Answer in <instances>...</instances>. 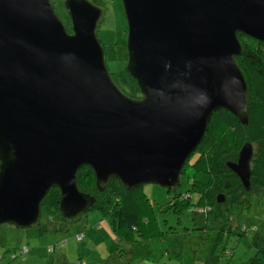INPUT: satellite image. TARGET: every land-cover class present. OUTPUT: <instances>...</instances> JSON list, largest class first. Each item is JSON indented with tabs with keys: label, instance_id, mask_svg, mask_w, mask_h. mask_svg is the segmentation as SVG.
<instances>
[{
	"label": "water",
	"instance_id": "obj_1",
	"mask_svg": "<svg viewBox=\"0 0 264 264\" xmlns=\"http://www.w3.org/2000/svg\"><path fill=\"white\" fill-rule=\"evenodd\" d=\"M120 2L139 97L107 69L98 4L63 0L67 30L49 0H0V225L35 226L52 188L61 216L83 214L94 201L77 187L83 166L98 190L111 178L173 190L214 111L246 122L238 33L264 43V0ZM251 155L245 142L226 162L245 189Z\"/></svg>",
	"mask_w": 264,
	"mask_h": 264
},
{
	"label": "rangeland",
	"instance_id": "obj_2",
	"mask_svg": "<svg viewBox=\"0 0 264 264\" xmlns=\"http://www.w3.org/2000/svg\"><path fill=\"white\" fill-rule=\"evenodd\" d=\"M49 1L69 30L63 0ZM91 1L102 9L95 33L103 48L107 69L112 79L117 80L116 74L124 70L126 62V23L121 2ZM180 182L175 188L176 193L155 184L140 186L156 221L147 234L137 235L133 232L128 241L120 235L115 237L105 219L94 209H87L83 214L70 219L62 218L56 212L50 213L48 217V192L40 207V225L28 228L0 225V264H74L78 258L85 264H202L211 250L213 257L210 259L219 263L238 264L247 259L252 254V247L247 245L244 238L233 233L237 221L243 222L241 217L235 216L237 208L231 209L233 226L230 223L231 228L227 230L229 225L219 222V209L200 213L202 207H209V204L203 201L197 205L194 201L195 193L191 195L193 205L182 209L180 203L184 195L188 196L184 193L188 186L183 175ZM178 193L179 201L173 202ZM198 206L201 207L199 213ZM254 207L253 204L251 208ZM254 212H250L252 219L258 215ZM58 224V230H50L52 227L57 228ZM53 241L64 244L47 252L46 245ZM22 245L27 247V252L21 253Z\"/></svg>",
	"mask_w": 264,
	"mask_h": 264
},
{
	"label": "trees",
	"instance_id": "obj_3",
	"mask_svg": "<svg viewBox=\"0 0 264 264\" xmlns=\"http://www.w3.org/2000/svg\"><path fill=\"white\" fill-rule=\"evenodd\" d=\"M238 39L242 52L235 57V61L247 86V120L242 123L222 109L212 113L202 140L182 167L181 177L183 175L188 186L184 193L188 196H183L180 206L185 209L184 206L193 205L191 195L195 193L194 201L197 205L203 201L209 204V207H202L203 211L200 210V213L219 209V222L229 225L227 230L233 224L231 209L237 208L235 216L241 217L243 222L237 221L233 233L244 238L247 245L252 247V254L238 264H264V43L241 33H238ZM116 75L117 80L114 82L123 93L130 97L139 95L135 81L125 69L118 71ZM245 142H248L252 149L247 189L242 187L234 173L226 166V162L236 159L239 148ZM76 183L81 192L94 197L93 204L88 209H94L105 219L115 237L120 235L127 240L133 232L143 235L152 230L150 227L155 224L156 219L140 186L128 190L117 179L111 178L102 190H98L94 184L93 173L87 166L79 168ZM172 191L175 192L174 189ZM49 194L48 217L54 212L60 215L57 190L52 188ZM217 194L223 197L218 203L215 201ZM178 195L180 194H177L173 202L179 201ZM253 204L255 207L251 208ZM200 208L198 206V213ZM251 211L258 213L255 219L251 218ZM37 225H40L39 222ZM58 229L59 224L57 228H50L51 231ZM248 234L251 236L248 237ZM63 244L61 241H53L46 245V250L52 252ZM20 250L21 253L28 251L25 245H22ZM211 254L212 250L202 264H226L210 259ZM74 264L85 262L78 258Z\"/></svg>",
	"mask_w": 264,
	"mask_h": 264
},
{
	"label": "flooded vegetation",
	"instance_id": "obj_4",
	"mask_svg": "<svg viewBox=\"0 0 264 264\" xmlns=\"http://www.w3.org/2000/svg\"><path fill=\"white\" fill-rule=\"evenodd\" d=\"M140 95H138L137 97H139ZM174 190H175V188H174Z\"/></svg>",
	"mask_w": 264,
	"mask_h": 264
}]
</instances>
